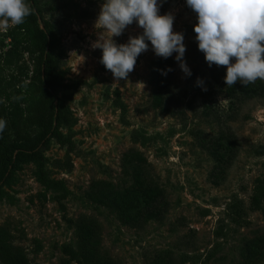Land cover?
Here are the masks:
<instances>
[{
  "label": "rangeland",
  "instance_id": "rangeland-1",
  "mask_svg": "<svg viewBox=\"0 0 264 264\" xmlns=\"http://www.w3.org/2000/svg\"><path fill=\"white\" fill-rule=\"evenodd\" d=\"M62 1L65 11L53 19L61 28L62 68L65 82L78 85L61 87L57 93L72 120L61 130L74 144L69 149L53 139L45 156L49 177L65 181L71 194L58 201L60 192L38 182L36 164L22 163L15 183L7 188L15 201L0 199V224L9 226L16 244L38 264H61V246H75L73 222L80 216L98 222L103 253L116 264H153L161 257L166 264H239L244 243L264 236V203L259 210L249 207L256 180L264 175V94L229 99L219 87L209 86L213 66L195 53V13L185 0H164L160 13H173V31L184 33V59L191 76L169 57L167 102L173 111L153 109L151 66L160 57L149 47L137 58L128 80L114 81L99 62L101 51L90 47L97 35L107 38L94 25L102 0ZM45 16L51 19L49 13ZM11 27L0 31L6 46ZM140 31L133 23L113 39L124 43ZM197 78L206 90L196 85ZM222 132L235 135L238 154L217 184L211 175L214 158L201 142ZM130 148L143 153L150 176L165 191L163 221L127 226L85 197L94 180L118 188L130 183L122 166ZM235 198L246 210L241 223L233 221L228 209ZM257 264H264V258Z\"/></svg>",
  "mask_w": 264,
  "mask_h": 264
},
{
  "label": "trees",
  "instance_id": "trees-1",
  "mask_svg": "<svg viewBox=\"0 0 264 264\" xmlns=\"http://www.w3.org/2000/svg\"><path fill=\"white\" fill-rule=\"evenodd\" d=\"M28 2L32 12L23 24L12 26L7 32L9 46L0 39V118L6 121V127L0 133V199L15 201L7 188L15 183L20 165L33 162L37 166L38 182L45 189L60 192L55 198L61 201L71 194V190L65 181L49 177L45 150L53 139L69 149L73 147V137L61 130L63 126L71 125V111L63 105L57 90L64 86L75 87L78 83L65 82L61 28L53 20L65 11L64 2L47 0L45 5L41 0ZM46 13L51 16L50 20ZM195 53L204 60L197 46ZM168 59L157 58L151 66L154 85L151 108L171 112L173 109L167 102V93L171 90L169 71L166 75H161L160 71L169 68L171 59ZM212 72L209 86L219 87L217 91L229 99L245 100L264 94L261 80L247 86L237 83L228 87L223 81L224 66L213 65ZM201 146L214 158L211 175L214 183L218 184L237 157L238 140L233 133L222 132L211 136L208 141L202 140ZM122 166L130 180L128 185L118 188L110 182L94 180L85 192L87 200L105 207L127 226L163 221L167 210L165 191L150 176L149 163L143 153L138 149H128L123 154ZM249 203L251 210L262 208L264 175L256 180ZM228 209L233 221L241 223L245 220L246 210L238 198L229 204ZM73 224L75 246L69 243L61 246L64 254L61 264H116L103 253L101 229L94 218L80 216ZM241 256L239 264H257L262 260L264 236L246 241ZM165 259L161 257L153 264H166ZM172 261L167 263L174 264ZM0 264H38L29 258L23 246L16 244L15 235L6 223L0 224Z\"/></svg>",
  "mask_w": 264,
  "mask_h": 264
},
{
  "label": "clouds",
  "instance_id": "clouds-1",
  "mask_svg": "<svg viewBox=\"0 0 264 264\" xmlns=\"http://www.w3.org/2000/svg\"><path fill=\"white\" fill-rule=\"evenodd\" d=\"M164 0H102L94 25L107 34L97 35L90 47L101 51L100 64L113 80H128L137 58L151 47L155 56L172 57L185 76L191 70L185 62L184 33L173 31L174 14L160 13ZM195 13L193 25L197 49L209 67L226 68L225 86H247L264 80V0H185ZM32 12L28 0H0V31L24 23ZM133 23L141 29L126 42L117 43ZM174 54V55H173ZM172 69L160 70L166 75ZM196 85L204 89V81ZM6 121L0 118V133Z\"/></svg>",
  "mask_w": 264,
  "mask_h": 264
}]
</instances>
